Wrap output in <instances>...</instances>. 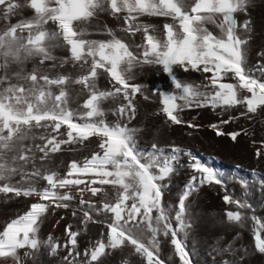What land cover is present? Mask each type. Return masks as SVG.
I'll list each match as a JSON object with an SVG mask.
<instances>
[{
  "label": "snow or ice",
  "instance_id": "obj_1",
  "mask_svg": "<svg viewBox=\"0 0 264 264\" xmlns=\"http://www.w3.org/2000/svg\"><path fill=\"white\" fill-rule=\"evenodd\" d=\"M250 4L251 0H192L191 4L185 0H24L23 4L20 0H0V21H4L0 27V181H11L19 176L17 183L21 184L34 181V178L47 182L42 189L34 182L20 187L10 182L0 185V194L6 197L14 194L15 197L38 198L25 214L12 219L0 231V261L25 264L27 259L36 264L41 249L56 256L61 246L51 236L44 241L39 238L40 223L49 208H69L70 202L76 199L72 195L75 188L80 197L78 210L83 213L82 223H105L107 240L97 241L94 247L85 249L86 259L81 262L78 260L81 253L77 251L79 233L73 231L71 225L67 226V241L63 245L67 249L63 260L67 264H94L106 249L115 250L126 242L146 260V264H164L159 257L158 236L161 232L165 236L171 234L170 242L180 264H192L187 245L191 224L185 218L186 201L199 186L213 182L221 184L223 179L210 166L187 153L186 166L193 175L179 195L178 210L174 215L176 226L173 227L169 216L171 209L166 211L162 201L176 171L181 150L153 144L145 151L137 145V129L119 121L135 118L134 100L141 92V85L129 81L133 79L132 69L140 65L157 66L166 74L174 90L154 89L153 94L159 92L160 111L172 124L183 123L178 113L185 108L210 107L227 111L243 105L246 113H256L258 108L264 107V64L257 61L254 67H248L246 45L249 41L241 38L238 32L239 29L250 32L251 21L244 20L241 24L235 15L246 12ZM22 8L31 9L32 16L12 23V17L19 15ZM101 12L122 20L121 31L130 37L142 34V42H125L111 29H107L111 39L85 38L88 33L81 24ZM143 16L170 18L173 22L163 25L161 38L154 33L153 25L140 22ZM207 22L216 24L221 35L209 31L205 27ZM57 47L66 48L69 53L61 60V67L71 62L73 66L86 68V74L72 79L67 75L52 77L42 70L41 66L46 62L56 60L53 49ZM133 47L136 52L131 50ZM257 55L264 57V51ZM29 61L38 62L30 71L25 68ZM12 65L16 68L10 70ZM177 69L198 72L206 83L181 81L176 75ZM105 74L111 87L98 90L96 82ZM228 80L234 82H226ZM70 84L80 85L81 91L88 93L80 106L83 111L68 107ZM119 97L127 103H121L113 111L117 122L109 123L104 118L102 102ZM144 98L148 99L147 96ZM231 119L234 117H229ZM81 120L83 123L78 122ZM62 126H66L64 132L60 131ZM211 127L217 129L218 126ZM34 129L44 130L39 138L46 143L36 145L44 154L42 160L49 152L60 151L61 145L83 143L92 137L98 138V147L102 151L82 163L73 161L62 178L54 172L42 174L38 169L26 172L23 165L32 162L34 157L29 155L31 147L22 142L33 134ZM222 134L217 130V135ZM230 135L236 140L239 133ZM60 136L67 138L59 139ZM259 155L261 153L257 151ZM241 183L248 187L242 179ZM81 185L84 187H79ZM93 185L117 187V200L97 207L93 201L84 199L86 192L96 196L103 191L102 187ZM259 187L264 188V184ZM248 194H242L243 203L228 195L224 196V202L235 204L238 209L250 208ZM93 212L96 215L111 214V219L109 222L94 220ZM226 217L229 223L244 226L245 217L240 211H228ZM252 220L255 222V249L264 254V237L261 235L264 224L255 216ZM141 224L151 234L147 244L133 235ZM22 249L25 250L23 256L20 255ZM224 264L229 261L225 260Z\"/></svg>",
  "mask_w": 264,
  "mask_h": 264
},
{
  "label": "rangeland",
  "instance_id": "obj_2",
  "mask_svg": "<svg viewBox=\"0 0 264 264\" xmlns=\"http://www.w3.org/2000/svg\"><path fill=\"white\" fill-rule=\"evenodd\" d=\"M185 2L191 4L192 0H185ZM20 3L23 4L24 0H20ZM32 14L31 9L22 8L19 15L12 17L11 22L15 23L20 19L30 18ZM235 15L241 24L244 20L251 21L250 32H245L243 29L238 30L241 38L249 41L246 45L248 48V67H254L257 61L264 64V57L257 55L258 52L264 51V0H251L246 12ZM219 19L218 17L217 22ZM140 22L153 25L154 33L162 38L163 25L173 21L170 18L143 16L140 17ZM3 24L4 21H0V27ZM48 27L54 28V25ZM205 27L213 34L221 35L216 24L207 22ZM81 28L87 31L88 35L85 37L87 39H111L107 31V29H111L117 38L125 42H134L135 44L142 42V34L137 33L134 38L130 37L121 31L122 20L115 19L104 12L98 13L89 22L81 24ZM131 50L137 51L134 47ZM53 55L56 57L55 61H48L41 66L48 75L52 77L67 75L75 79L86 74V68H81L79 65L73 66L71 62L64 64L63 67L60 66L61 60L69 55L66 48H54ZM37 63V61L27 62L26 70L30 71ZM53 64L56 67H52ZM15 68L16 66L12 65L10 70ZM130 75L133 76V79L129 83L141 85V92L136 95L134 100L135 118L130 121L122 118L119 122L127 124L129 128L137 129L135 137L137 145L145 151L150 150L153 144L169 150L173 146L181 150L175 165L176 171L172 174L170 183L165 181V183H169V187L165 189L162 201L166 211L171 209L169 216L172 218L173 227L176 226L174 215L178 210L179 195L183 191V186L190 181L193 175L192 170L186 166L187 153H191L199 161L214 169L224 181L221 184L213 182L199 186L186 201L188 211L185 218L191 224V227L188 228L187 245L192 264H224L225 260L229 261V264H264V254L255 249L253 234L255 222L252 220V217L255 216L264 224V188L259 187V185L264 184V179H262L264 178V107L258 108L256 113H246V106L243 105H237L227 111L222 108L212 110L210 107L185 108L178 113L183 123L172 124L166 120L160 111L162 105L160 104L159 92L153 94L154 89L174 90L166 74L157 66L140 65L134 67ZM176 75L184 82L206 83L198 72H184L182 69H177ZM226 82L234 81L228 80ZM96 85L98 90H109L111 87L106 74L101 75ZM54 91L58 90L54 89ZM68 92L70 98L68 107L83 111L80 106L87 98L88 93L81 91L80 85L74 84H70ZM145 96L148 99H145ZM121 103L126 104L127 101L119 97L115 100L110 98L102 102V107L105 110L104 118L107 122H117L113 111ZM178 103H182V101H178ZM241 113L246 114L241 115ZM229 117H234V119L229 120ZM222 121L229 122L223 123ZM78 122L83 123L82 120ZM189 124L193 127H189ZM211 125L218 127L214 129ZM65 129L66 126H62L60 131L64 132ZM217 130L223 134L217 135ZM231 133H239L236 140L231 138ZM43 134V129H34L33 134H30L29 138L22 142L31 147L32 152L29 155L34 157L32 162L23 165L26 172L38 169L42 174L54 172L59 178H62L66 175L69 165L73 161L82 163L84 160L90 159L94 153L102 151L98 147V138L92 137L83 143L61 145L60 151L49 152L47 158L42 160L41 157L44 154L36 148V145L43 146L46 143V140L39 138ZM58 138L66 139L67 137L60 136ZM257 151L261 155L257 156ZM241 179L248 187L241 183ZM19 180L20 177L16 176L11 181H0V185L10 182L20 187L28 186L34 182L38 189L47 186V182L42 178H34V181H25L22 184L17 183ZM93 186L102 187L103 191L96 196L86 192L84 199L93 201L97 207H100L102 203H114L117 200L119 195L117 187L112 185ZM245 192L249 193L247 201L252 205L250 208L238 209L235 204L224 202V196L228 195L233 200H240L243 203L242 194ZM76 193L77 191H74L73 194L76 199L70 202L69 208L51 207L42 218L39 238L44 241L51 236L53 241L59 243L61 247L56 256H50L46 249H41L42 254L37 255L36 264H67L63 260L67 253V249L63 245L67 241L65 230L69 225L73 231L79 233L77 251L81 253V256L78 257L81 262L86 259L83 255L85 249H91L97 241L104 240L106 242L107 229L105 223L91 221L86 225L82 223L83 213L78 210L80 197ZM34 202H38V198L15 197L14 194H8L6 197L4 194H0V231L12 219L25 214ZM73 211H76L75 216ZM228 211L243 213L245 217L244 226L229 223L226 217ZM92 214L94 220L109 222L111 219V214L96 215L95 212ZM155 214L153 213V215ZM133 235L145 244L148 243L151 236L143 224L133 231ZM261 235L264 237V232ZM181 238H183L182 234ZM158 240L159 257L164 261V264H180L170 242L171 234L165 236L161 232ZM69 247L71 246L69 245ZM24 251L23 249L20 250L21 256H23ZM0 264H5V262ZM7 264H12V262L9 260ZM25 264H33V261L26 259ZM94 264H146V260L135 252L132 245L126 242L124 246L115 250L106 249L105 254Z\"/></svg>",
  "mask_w": 264,
  "mask_h": 264
},
{
  "label": "bare ground",
  "instance_id": "obj_3",
  "mask_svg": "<svg viewBox=\"0 0 264 264\" xmlns=\"http://www.w3.org/2000/svg\"><path fill=\"white\" fill-rule=\"evenodd\" d=\"M95 140V139H94ZM58 191H61V192H63V191H66V189H63V190H61V189H58ZM74 191L76 192V189L75 188H73L72 189V195H74L73 193H74ZM77 194V193H76ZM75 196V195H74ZM77 196V195H76ZM3 261H0V263H2Z\"/></svg>",
  "mask_w": 264,
  "mask_h": 264
}]
</instances>
